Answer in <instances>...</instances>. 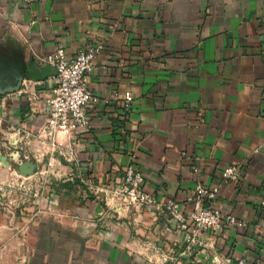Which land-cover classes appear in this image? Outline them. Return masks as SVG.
<instances>
[{"label":"crops","instance_id":"crops-1","mask_svg":"<svg viewBox=\"0 0 264 264\" xmlns=\"http://www.w3.org/2000/svg\"><path fill=\"white\" fill-rule=\"evenodd\" d=\"M100 42L87 78L99 97L91 126L60 137L91 190L72 200L49 185L27 224L6 212L0 190V264H163V255L217 264L216 254L220 264H264V0H0V65L33 60L42 72L0 95L15 137L48 119L58 78L44 57ZM232 163L241 180L214 207L241 224L203 230L201 246L188 247L164 212L111 198L132 164L157 201L189 214L197 183L218 182Z\"/></svg>","mask_w":264,"mask_h":264},{"label":"built area","instance_id":"built-area-1","mask_svg":"<svg viewBox=\"0 0 264 264\" xmlns=\"http://www.w3.org/2000/svg\"><path fill=\"white\" fill-rule=\"evenodd\" d=\"M103 42L89 45L76 55L69 57L63 47L44 57L57 75L58 82L52 88L49 103V115L46 124L36 133L50 141L52 148L64 147L60 137H69L77 129L89 128L91 120L88 109L99 101V97L88 87L87 78L93 69L97 56L104 50ZM131 92L125 93L127 109L133 102ZM30 136V133L27 134ZM242 177V165L232 163L222 170L221 178L214 184L198 182L193 194L188 198L192 204L189 214L182 211L179 202L169 199L159 202L153 194L144 188L145 176L132 164L127 166L123 180L110 188L111 198L125 206L156 208L164 212L176 227L187 232L188 247L204 245L199 239L203 230L218 232L227 225H240L239 218L231 213L222 212L214 207L221 189L227 183H237ZM264 205V202H262ZM163 264H173L171 257L163 255ZM212 262L220 264L221 258L216 254ZM237 264H246L244 258Z\"/></svg>","mask_w":264,"mask_h":264},{"label":"rangeland","instance_id":"rangeland-1","mask_svg":"<svg viewBox=\"0 0 264 264\" xmlns=\"http://www.w3.org/2000/svg\"><path fill=\"white\" fill-rule=\"evenodd\" d=\"M30 133V136L27 134ZM13 138L21 139L14 142ZM46 138L37 133L24 131L15 137V130L7 121V116L0 115V155L7 156V161L0 159V190L5 193L7 201V213L15 215L19 222H30L35 212L43 208L44 192L52 185L60 197L64 199H78L83 192L89 193L90 183L77 177L75 171L70 168L72 160L67 158L64 151L59 148L45 146ZM20 155L14 158L12 153ZM24 152V154H22ZM25 156L37 160L39 168L31 176H20L15 170V164ZM67 157V158H66Z\"/></svg>","mask_w":264,"mask_h":264},{"label":"water","instance_id":"water-1","mask_svg":"<svg viewBox=\"0 0 264 264\" xmlns=\"http://www.w3.org/2000/svg\"><path fill=\"white\" fill-rule=\"evenodd\" d=\"M34 64L35 62L32 60L13 67H9L8 64L0 65V95L19 91L27 75L31 76L34 80H41L42 72L35 68ZM52 69L54 68L52 67ZM22 154H24V152H22ZM12 156L18 158L21 155L18 151L17 153H13ZM0 159L2 161H7L6 164H8V166L11 165L7 156L0 155ZM38 168L39 164L37 160L27 158L24 155L21 157V161L15 164L16 172L23 177L35 174Z\"/></svg>","mask_w":264,"mask_h":264}]
</instances>
